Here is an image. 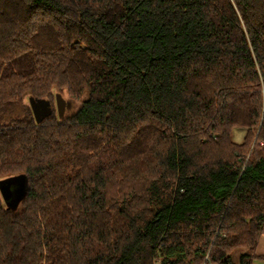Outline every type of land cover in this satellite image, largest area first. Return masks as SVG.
Returning a JSON list of instances; mask_svg holds the SVG:
<instances>
[{
  "label": "trees",
  "instance_id": "trees-1",
  "mask_svg": "<svg viewBox=\"0 0 264 264\" xmlns=\"http://www.w3.org/2000/svg\"><path fill=\"white\" fill-rule=\"evenodd\" d=\"M13 177L0 264L264 260V0H0Z\"/></svg>",
  "mask_w": 264,
  "mask_h": 264
},
{
  "label": "rangeland",
  "instance_id": "rangeland-1",
  "mask_svg": "<svg viewBox=\"0 0 264 264\" xmlns=\"http://www.w3.org/2000/svg\"><path fill=\"white\" fill-rule=\"evenodd\" d=\"M62 94H63V99L65 102V111H64L63 117L70 116L79 109V107L82 104V99L75 100V99L69 97V95L67 93H62ZM54 95L55 94H53V97H51L52 103L47 99H43V100H46L47 102H49L48 107L46 108V111H48L49 114L54 113V112H56V114H57V111H58L57 110V102H55V96ZM34 100H38V98H34ZM24 102L27 105V107L30 106L31 101L29 102V98H26L24 100ZM243 137H244V132L241 129L235 130V136H234L235 141L242 142ZM16 178L17 177L7 179V180L12 181L11 182L12 183V190L14 192V198L12 199V202H10L9 204L14 203L15 200H17L19 198V195L24 190L25 182H23L22 180L16 179ZM4 202H5V200H4ZM256 253L258 255H264V235L262 236V238L258 244V248H257ZM253 264H264V260L257 258L253 261Z\"/></svg>",
  "mask_w": 264,
  "mask_h": 264
},
{
  "label": "water",
  "instance_id": "water-1",
  "mask_svg": "<svg viewBox=\"0 0 264 264\" xmlns=\"http://www.w3.org/2000/svg\"><path fill=\"white\" fill-rule=\"evenodd\" d=\"M30 101L34 114L38 118V120H41L44 117L50 115L48 111H46L49 102L43 99L34 100L33 98H31ZM57 110L59 117L62 118L65 111V102L61 95H57ZM11 182V180H3L0 182V193L2 195V198L8 204L12 202V199L14 198V192L12 190Z\"/></svg>",
  "mask_w": 264,
  "mask_h": 264
}]
</instances>
